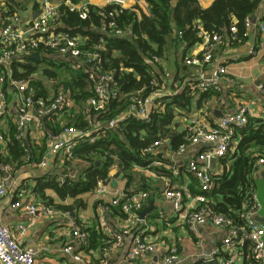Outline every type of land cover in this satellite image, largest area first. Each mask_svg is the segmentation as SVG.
Masks as SVG:
<instances>
[{"label":"built area","instance_id":"2783aa9c","mask_svg":"<svg viewBox=\"0 0 264 264\" xmlns=\"http://www.w3.org/2000/svg\"><path fill=\"white\" fill-rule=\"evenodd\" d=\"M40 1L41 14L22 30L15 28L19 19L16 14L4 15L0 13V144L3 145L1 148L6 146L5 135L11 129L5 122L8 113L7 91L11 92L14 101L15 118L12 130L16 132V138H22L26 143L24 126L32 127L46 137L47 149L38 162L40 168H46L48 161L58 155L64 157L66 161L74 160L75 148L79 144L94 143L105 133L106 129L119 128L130 118L148 122L152 112L162 109L158 102L160 98L174 96L184 88L178 83L168 86L166 78L162 76L153 78L149 81L148 86L145 85L136 92L124 95L129 100V106L115 117L110 118L104 126L91 123L89 114L104 111L108 101L117 99L121 93L114 78V72L103 69L98 52L102 46L98 45L94 49L83 50L82 38L60 29L62 27L59 21L61 6H66L69 11L76 12L81 20H86L88 5L81 4L80 1L75 3L72 0H61L57 4L52 0ZM126 2L127 0H108L107 5H114L117 7V11L121 12ZM100 15L106 19L113 18L114 13L100 12ZM193 26L199 40L197 43L201 48L200 54L184 60L186 65L198 69L197 80L189 84L193 91L200 93L218 91L223 79L228 83L233 82L226 76V67L218 64L214 57V53L224 42L242 44L248 38L250 31L254 30L262 37L261 48L264 52V19H253L252 16L245 18V31L242 36L238 35L235 26L230 27L229 36L209 33L198 21H195ZM95 30L101 33L111 32L115 36L125 35V31L111 20L103 22ZM36 50L40 51L39 62L42 61L37 65V72L33 76L34 81L41 85L39 91L30 86L27 79L14 77L11 67L14 60L22 55L34 53ZM35 54L37 55V53ZM249 54H253V50H250ZM151 58L154 65L162 63L161 57L152 56ZM58 59L67 62V67L71 71L85 75V80L90 85V96L84 101L78 104L74 103L73 90L64 88L61 83H58V77L56 80H49L53 86L51 90L45 86L42 81L45 77L41 71L47 69L56 72ZM147 87L150 88V91L144 95ZM257 89L264 99V84H260ZM73 103L79 108V111L88 113L86 119L89 126L80 128L64 125L59 133L47 132L43 126L44 120L59 116L65 109L73 106ZM248 117L247 108L242 105L237 107L234 112L224 113L213 124L205 122L202 117L190 120L183 142L174 152L177 155L182 154L188 145L196 144L199 141L215 145L212 150L201 153L197 158L198 161H190L187 164L188 172L195 177L198 183L199 193L196 196H192L185 188H167L163 192L164 200L171 205L180 223L189 226L211 224L226 233L221 246L202 256L201 260L204 264H235L242 259L245 252L255 264H264V223H259L254 219L259 208L254 192H251L247 204L240 213L239 222H235L233 218L224 214L214 212L209 206L207 197L214 186L210 162L220 160L228 152L234 151L236 133L247 125ZM262 118L264 119V108ZM25 143H21V146L24 147L23 158L28 162L32 155ZM162 143L158 139L143 153L152 154L153 150L160 147ZM1 154L4 155L5 152L1 151ZM155 165L162 166L161 162L153 161L145 169ZM28 166L29 163L24 168ZM255 168L264 170V156L257 158ZM4 169L10 172L12 167L5 165ZM63 181V179L60 180L61 183ZM107 181L108 179L97 181L93 191L96 196L108 193ZM5 195L6 182L5 178L0 175V201ZM18 196L19 200L13 202L11 208L25 213L32 220H37L40 217L53 219L69 216L68 212L56 209L51 205L36 204L26 199L21 191ZM147 199V192L123 193L114 196L110 202L112 206L118 207L134 221H139V212ZM101 208L103 210V207ZM102 210L99 212L103 213ZM25 231L26 226L22 224L10 227L4 223L0 206V264H35L37 252L32 248L20 245V238L24 236ZM127 233L124 231L115 234L110 244L103 249L102 255L106 256L110 251L118 249L121 246L122 237ZM65 235L67 242L62 248V253L71 256L73 264H89L87 257L79 253L80 251L74 252L88 246L86 232L74 222L66 228ZM158 249L159 246L155 243L135 237L127 252L126 263L135 264L140 259L156 254ZM181 262L178 249L174 246L170 247L158 259L157 264H181ZM98 264H108L107 259L102 258Z\"/></svg>","mask_w":264,"mask_h":264},{"label":"crops","instance_id":"0c3cea01","mask_svg":"<svg viewBox=\"0 0 264 264\" xmlns=\"http://www.w3.org/2000/svg\"><path fill=\"white\" fill-rule=\"evenodd\" d=\"M60 1L52 0L55 4ZM79 1L81 4L97 9L105 7L108 0ZM213 1L200 0L198 3L202 8H207ZM134 6L147 13V7L143 0H127L124 9H131ZM0 13L4 15L16 14L19 19L15 28L22 30L41 14V1L0 0ZM252 17L258 20L264 19V0H261ZM261 42L262 37L253 30L250 31L248 38L242 44L224 42L217 49L214 53L215 60L218 64L226 67V76L233 82L228 83L223 79L220 82L219 90L214 91L212 96L201 101V103H199V98L202 93L192 94L194 99L188 112L178 111L179 115L176 114L173 121L174 128L182 135V140L190 120L202 117L205 122L213 124L224 113L234 112L237 107L242 105L247 108L250 118L263 119L264 99L257 89L260 84H264V52L261 48ZM200 50L198 43L189 47L185 53L182 45L177 48L170 47L161 57V64L154 65L151 63L153 75L165 77L168 86L172 83H178L187 88L189 84L197 80L198 69L186 65L184 60L199 55ZM250 50H253V54H249ZM55 73L58 77V83H62L64 79H71L70 75L73 72L67 66H61ZM42 81L48 90L53 88L49 79L44 78ZM78 91V88L73 89V94L79 95ZM6 95L8 113L5 122L7 127L10 126L13 129L14 101L11 92L7 91ZM74 111L79 112V108L73 103V106L65 109L59 116L44 120V128L47 132L59 133L66 124V119ZM23 132L32 159L34 158L36 163L33 162L26 168L15 169L10 172L4 169L5 164H0V175L5 178L6 182V195L1 199L0 206L6 225L10 227L18 224L26 226L25 234L20 238V245L32 248L37 252L35 264H73L71 256L64 255L62 248L67 242L65 230L74 222L86 232L88 237L94 235L95 232L103 236V242L101 238L95 237L94 242L96 244L94 246L91 247L89 240L86 248L74 251H80L79 253L86 256L89 264H98L104 257L108 264H127L126 255L135 237H141L159 246L156 254L140 259L135 264H157L158 259L170 247L174 246L178 249L182 259L181 264L202 263L203 255L221 246L226 235L223 230L211 224L189 226L180 223L171 205L163 198V192L167 188H185L192 196L199 193L197 180L188 172L187 164L190 161H198L199 155L212 150L214 144L199 141L196 144L188 145L184 153L177 155L174 153L176 148L171 149L170 140H166L150 154L152 162L159 161L162 166L155 165L148 169L134 166L126 172H121L116 165H113L108 173V181L106 182L108 193L106 195L96 196L93 192L81 195L79 198L83 200L84 207L76 208L72 212L69 211L67 217L53 219L40 217L37 220H32L25 213L11 208V204L19 200V192H23L26 199L36 204H44V201L37 199L34 193L36 179L49 174L57 175L59 182L69 174L71 178L75 179L80 173V166L76 164L75 159L67 164L68 161L58 155V157L48 161L46 168H40L38 162L47 149V139L32 127L24 126ZM235 141L237 145L238 139ZM1 147L3 145L0 144ZM157 157L159 158L157 159ZM224 171V166L220 164L219 160L211 166L212 176H219ZM252 177L253 192L259 204L254 219L259 223H264V170L262 168L256 169ZM256 185L261 188L260 192L257 191ZM137 192L148 193V199L140 211L147 210L148 213L141 218L139 212V221H134L118 207L112 206L110 201L119 194ZM45 196L53 200L54 204L66 206L73 203V199L60 201L51 190H46ZM100 207H103V210ZM99 210H102L103 213H100ZM104 227L106 228L104 229ZM124 231L128 233L122 237L121 246L110 251L106 256L102 255L103 249L110 244L115 234ZM241 258L235 264H245L251 259L246 255V252Z\"/></svg>","mask_w":264,"mask_h":264},{"label":"trees","instance_id":"16d2710c","mask_svg":"<svg viewBox=\"0 0 264 264\" xmlns=\"http://www.w3.org/2000/svg\"><path fill=\"white\" fill-rule=\"evenodd\" d=\"M143 1L147 13L137 6L119 12L114 5L97 9L88 5L86 20H81L76 12L69 11L66 6L60 7L59 21L62 25L60 29L82 38L83 50L102 46L98 52L103 69L114 72L121 93L117 99L108 101L104 111L89 114L93 124L104 126L110 118L129 106V100L124 95L136 92L143 86H148L151 79L158 78L153 75L152 56L163 57L170 47L177 48L180 45L183 46L185 53L199 41L193 26L195 21L209 33L227 36L230 27L235 26L238 35L242 36L245 31V18L252 16L261 2V0H214L209 7L202 8L196 0ZM100 12L106 14L113 12L114 16L105 19ZM107 20L114 21L125 31V35L115 36L111 32L101 33L95 30ZM39 52L36 50L34 53L22 55L11 65L14 77L27 79L30 86L38 91L41 85L34 81L33 76L37 72V65L42 62L35 60V53L38 55ZM61 66H68V63L58 59V68ZM41 74L49 80L57 79V74L51 70L43 69ZM70 77L71 79L62 80L61 85L72 90L78 88L79 95L73 96L74 103L78 104L90 96L89 84L82 73L73 72ZM149 91L150 88L147 87L143 94L146 95ZM213 92L202 93L199 103L212 96ZM193 93L197 92L187 86L179 94L160 98L158 102L162 109L152 112L148 122L130 118L119 128L106 129L94 143L79 144L74 152L76 164L80 166L78 177L74 179L69 174L62 183L58 181L57 175L49 174L37 178L34 187L36 198L56 209L72 212L76 208L84 207V202L79 197L92 193L97 181L108 179L109 170L113 165L121 172H126L134 166L146 167L152 162V157L143 151L158 139L162 142L170 140L171 149L177 148L183 140L181 133L174 128L173 121L179 112H188L194 99ZM87 116L88 113L83 111H74L66 119L65 125L87 127L89 126ZM5 138L6 146L0 148L1 165H10L12 170H18L28 163L29 165L36 163L34 158L28 162L24 160V147L21 143L25 142L22 138H16L14 130L10 129ZM236 139L238 143L234 151L228 152L219 160L225 171L219 176H213L214 186L207 197L214 212L239 222V215L254 189L252 176L256 170V160L259 156H264V119L248 117L247 125L237 131ZM25 146L29 149V146ZM1 151L5 154L2 155ZM46 190L53 191L60 201L73 199V203L66 206L54 204L53 200L45 196ZM95 237L101 238L103 242V236L95 232L94 235L87 237L91 247L96 244ZM245 264L255 262L250 259Z\"/></svg>","mask_w":264,"mask_h":264},{"label":"water","instance_id":"95a60500","mask_svg":"<svg viewBox=\"0 0 264 264\" xmlns=\"http://www.w3.org/2000/svg\"><path fill=\"white\" fill-rule=\"evenodd\" d=\"M35 60H36V61H39V55H36V56H35ZM168 143H169V142H168ZM214 162H215V160H212V161L210 162V165L213 166V165H214ZM147 213H148L147 210H145V211H143V212H140V217L143 218L144 215H146Z\"/></svg>","mask_w":264,"mask_h":264},{"label":"rangeland","instance_id":"374dc122","mask_svg":"<svg viewBox=\"0 0 264 264\" xmlns=\"http://www.w3.org/2000/svg\"><path fill=\"white\" fill-rule=\"evenodd\" d=\"M256 189H257L258 192L261 191V188L259 187V185H256Z\"/></svg>","mask_w":264,"mask_h":264}]
</instances>
